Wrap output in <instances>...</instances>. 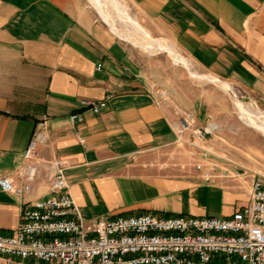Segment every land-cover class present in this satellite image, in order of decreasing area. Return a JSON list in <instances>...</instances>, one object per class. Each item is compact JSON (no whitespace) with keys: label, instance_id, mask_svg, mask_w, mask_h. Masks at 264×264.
Listing matches in <instances>:
<instances>
[{"label":"crops","instance_id":"0c3cea01","mask_svg":"<svg viewBox=\"0 0 264 264\" xmlns=\"http://www.w3.org/2000/svg\"><path fill=\"white\" fill-rule=\"evenodd\" d=\"M127 1L198 73L240 89L264 113V0ZM130 18L154 47L174 55ZM155 87L171 92L169 100H160ZM108 94L98 114L80 106ZM225 103L166 59L124 47L84 0H0V177L28 186L21 196L0 189V232H12L23 210L50 196L54 160L65 165L84 222L138 213L207 216L199 200L217 203L210 217L229 216L248 201L254 175L233 178L230 164L218 165L210 181L194 169L158 170L170 157L177 167L189 162L176 144V108L202 124L220 121ZM73 114L83 121L73 124ZM30 141L35 154L25 160ZM251 141L244 137L242 150H252Z\"/></svg>","mask_w":264,"mask_h":264},{"label":"built area","instance_id":"2783aa9c","mask_svg":"<svg viewBox=\"0 0 264 264\" xmlns=\"http://www.w3.org/2000/svg\"><path fill=\"white\" fill-rule=\"evenodd\" d=\"M157 94L165 101V91ZM111 97L79 103L98 114ZM176 114V144L188 145L194 170L210 181L218 164L197 142L212 135L215 128L199 126L188 111L176 108ZM70 121L81 123L83 118L73 114ZM35 148V141H30L25 160L34 156ZM51 167L50 196L23 210L12 232H0V264H264V178L259 175L250 184L248 201L226 217L138 213L84 222L68 191L64 163L54 160ZM245 175L237 170L233 178ZM220 176L229 178V172ZM0 189L21 196L28 186L14 187L8 177H0Z\"/></svg>","mask_w":264,"mask_h":264},{"label":"rangeland","instance_id":"374dc122","mask_svg":"<svg viewBox=\"0 0 264 264\" xmlns=\"http://www.w3.org/2000/svg\"><path fill=\"white\" fill-rule=\"evenodd\" d=\"M88 8L92 11L94 17L96 18L97 22L102 25L103 28L106 30L111 31L110 27L105 23L101 15H105L104 17L107 18L106 12H109L113 17H115V12L110 6L107 7V10H103L102 7L99 5L102 3L101 0H84ZM120 4L124 6V8L128 11V14L137 21L145 30H147L150 34V37L153 39H156L158 41H161L164 46H167L170 48L172 52H174V55L162 52L159 50H156V48L153 46V49L146 50L143 49L144 46H147L148 43L144 42L141 35H134V32L132 31V27H129L130 24H127L126 21L123 20H116L115 25L117 26L118 30H120L121 33H126L130 35L128 40L132 43L135 42L136 44L133 46L129 42H125L122 40V37L117 36L116 34H113V37L119 41L124 47L127 49L136 51L138 55L142 58H153V59H166V61L175 67H180L184 69L186 76L189 80H191L194 84H196L199 87L204 88H214L219 93H221L225 100V107L224 109L225 114L220 118V121H214L213 119L205 120L204 123L200 124L199 126H205L206 124H209L211 126H216L215 130L212 135L207 137L201 142H197L200 145V148L206 151L211 159H214L216 164H230L234 166L239 171H245L246 175H259L264 178V133L259 130H255L251 127H248L245 125L240 119H239V110L236 103H239L241 107L246 110L247 112H257L258 110L262 111L261 107L257 105L255 102L250 103L245 98H243L240 94V89L235 88L229 84H227L225 81L219 80L217 82H209L205 79L203 80H196L190 76V72H193L200 76H207L211 78L208 75H205L203 73H198L191 63L186 60L184 57H182L179 53L175 52L171 46L169 45V41L166 39H163L162 37H158V35H154L150 32L149 27L147 24L140 18V16L137 14V12L132 8V6L128 3L127 0H118ZM113 3H117L115 0H113ZM102 11V12H101ZM101 12V13H100ZM103 13V14H102ZM116 19V18H115ZM131 23V21H128ZM126 34V36H127ZM115 35V36H114ZM121 38V39H120ZM136 39V41H135ZM142 47V48H141ZM155 48V49H154ZM179 55L181 56L185 63H178L174 64L175 56ZM223 83L227 84L230 90L225 89L223 86ZM155 93H161L162 91H165L167 93L166 99L169 100L170 93L169 91L155 87L154 88ZM232 93L236 96L234 97ZM158 95V94H157ZM238 101V102H237ZM244 104V105H243ZM246 108V109H245ZM252 108V109H250ZM263 112V111H262ZM227 134V135H225ZM249 136V140H253L252 142V150H242L241 148V140L244 137ZM186 144H188L189 136L188 134L185 135ZM233 140H240L239 143L234 142ZM180 148H184L186 152V158L189 160L188 163H181L177 167L176 161H171L168 159L167 162L161 163L162 165H165L166 168H159L158 170L160 172H171L175 173L174 168L179 169V173L183 175L189 174V170H193V160L189 158L187 151L189 150L188 145L181 144L179 145ZM197 157V155H196ZM226 159L230 162H225L221 159ZM247 163V164H246ZM158 165V166H161ZM235 170L233 169L232 172ZM243 176V177H245ZM241 177V178H243ZM200 206L203 207L206 210L207 216H201V217H210V212L216 211L219 212V208H217V203L213 201L208 200H202V202L199 200ZM187 215V214H186Z\"/></svg>","mask_w":264,"mask_h":264},{"label":"bare ground","instance_id":"6f19581e","mask_svg":"<svg viewBox=\"0 0 264 264\" xmlns=\"http://www.w3.org/2000/svg\"><path fill=\"white\" fill-rule=\"evenodd\" d=\"M102 3H100L99 5L102 7V9L104 10H107V7L110 6V8H112L115 12V17H113L109 12H106V15H107V18L104 17L103 15L102 18L103 20L105 21V23L110 27L111 29V33L113 34H116L117 36H120L122 37V40H124L125 42H129L131 43L132 45H135L136 43L135 42H131L129 41L128 39L131 38L129 37L130 35L126 33H121L120 30H118L117 26L115 25V22L116 20H123V21H126L127 24H130L129 27H132V31L134 32V35H141L143 38V40L145 39L147 46H144L143 49H146V50H151L153 49V43L151 42V40L145 35V33L142 31V29L138 28V26L132 21V19L130 18V16L128 17V12L127 10L124 8V6L122 4H120L118 2V0H115L117 3H113V0H101ZM102 12V11H101ZM100 12V13H101ZM103 14V13H102ZM128 14V15H127ZM116 18V19H115ZM128 21H131V23H129ZM127 34V36H126ZM115 36V35H114ZM121 39V38H120ZM136 41V39H135ZM142 48V47H141ZM156 50H159V51H162V52H166V53H171L170 51H168L166 48H163L161 46L159 47H155ZM154 48V49H155ZM173 55V54H172ZM181 59H178L177 57H175V64H178L180 63ZM183 63V62H181ZM184 64V63H183ZM190 76L192 78H196V79H205L209 82H217L218 80L216 79H210L206 76H194L193 74L190 73ZM223 86L225 87V89H229L228 86H226L225 84H223ZM232 95L234 97H236L233 93ZM238 102V101H237ZM235 105H237L238 107V110H239V119L245 124L247 125L248 127H251L255 130H259V131H262L264 133V113H262L260 110H258L257 112H247L246 110H244L241 105L239 103H236ZM244 105V104H243ZM246 109V108H245ZM252 109V108H250ZM212 128H215V126H211Z\"/></svg>","mask_w":264,"mask_h":264}]
</instances>
